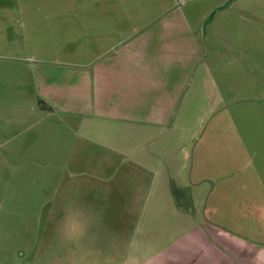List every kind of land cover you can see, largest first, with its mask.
I'll return each mask as SVG.
<instances>
[{
  "label": "crops",
  "instance_id": "crops-1",
  "mask_svg": "<svg viewBox=\"0 0 264 264\" xmlns=\"http://www.w3.org/2000/svg\"><path fill=\"white\" fill-rule=\"evenodd\" d=\"M232 2L53 0L35 12L50 29L48 49L33 57L0 58V141L74 145L76 155L68 160H40H58L72 170L69 177H54L52 193L42 188V208L50 205L55 215L50 226L69 224L82 232L72 231L63 259L248 264L249 251L227 248L222 256L220 230L204 224L198 213L204 184L189 169L191 140L197 137L189 138L190 121L197 118L193 110L198 103L209 109L219 103L207 47L216 18L232 10L263 18L264 0ZM27 12L20 14L30 18ZM55 50L62 55H53ZM16 152L19 163L38 159L26 147ZM3 157L0 166L18 164ZM2 177L8 186L24 179L27 190L43 180L32 171L0 170ZM96 224L108 229L110 242L94 244ZM40 249L45 259L49 246ZM224 256L231 261H222ZM53 257L59 259L57 253Z\"/></svg>",
  "mask_w": 264,
  "mask_h": 264
},
{
  "label": "rangeland",
  "instance_id": "rangeland-1",
  "mask_svg": "<svg viewBox=\"0 0 264 264\" xmlns=\"http://www.w3.org/2000/svg\"><path fill=\"white\" fill-rule=\"evenodd\" d=\"M52 3L53 0H0V43L6 44L0 47V58L33 57L48 49L52 42L50 29L35 12L45 11ZM24 11H30V18L20 14ZM207 47L208 62L220 91L219 103H214L213 110L198 103L193 110L197 118L190 121L189 138L197 137L191 140L195 154L189 169H194L193 175L204 184L202 195L197 197L198 213L204 224L220 230L225 241L220 246L222 252L230 248L235 254L249 251L248 264H264V11L262 20L239 10L219 15L207 38ZM59 50L52 54L62 55ZM52 125L55 130L61 127L59 123ZM0 147V159L8 156L18 163L2 161V173L32 171L43 175V180L32 182L30 190L24 179L9 184L12 189L4 177L0 178V264H93L63 259L72 247V231L75 236L82 232L69 229V224L68 229L62 224L61 229H55L49 224L51 216H55L49 212L50 205L42 208L47 202L42 188L48 186L47 191L52 193V185L57 183L54 177H69L72 170L58 160H40L58 156L68 160L76 155L74 145L0 141ZM17 147H26L27 153L38 157L37 161L19 163ZM44 176L50 178L44 180ZM93 209L99 213L98 205ZM108 232L96 224L91 237L94 244L110 242ZM42 244L50 249L45 259L37 254L43 253ZM54 253L59 259L53 257ZM225 260L230 262L231 257L224 256L222 261Z\"/></svg>",
  "mask_w": 264,
  "mask_h": 264
},
{
  "label": "trees",
  "instance_id": "trees-1",
  "mask_svg": "<svg viewBox=\"0 0 264 264\" xmlns=\"http://www.w3.org/2000/svg\"><path fill=\"white\" fill-rule=\"evenodd\" d=\"M42 103H43V102H42V101H40V103H39V104L41 105Z\"/></svg>",
  "mask_w": 264,
  "mask_h": 264
}]
</instances>
